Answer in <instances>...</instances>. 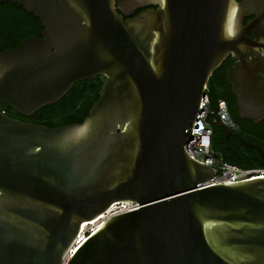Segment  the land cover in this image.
Returning a JSON list of instances; mask_svg holds the SVG:
<instances>
[{"label": "water", "instance_id": "obj_1", "mask_svg": "<svg viewBox=\"0 0 264 264\" xmlns=\"http://www.w3.org/2000/svg\"><path fill=\"white\" fill-rule=\"evenodd\" d=\"M1 1L44 29L0 50V102L31 116L105 79L80 123L0 109V264H264V176L206 185L216 169L185 151L225 58L264 52V0ZM246 69L234 93L258 120L264 88ZM118 203L134 208L72 247Z\"/></svg>", "mask_w": 264, "mask_h": 264}, {"label": "trees", "instance_id": "obj_2", "mask_svg": "<svg viewBox=\"0 0 264 264\" xmlns=\"http://www.w3.org/2000/svg\"><path fill=\"white\" fill-rule=\"evenodd\" d=\"M43 29L41 19L34 13L27 12L23 6L17 3L0 0V50L17 47L27 36L36 33L41 36ZM218 71L217 69L213 75L218 73ZM104 79V76H97L75 83L61 100L42 107L31 116L22 115L5 102H0V109L9 116L20 120L45 124L51 127L80 123L88 116L91 107L100 98L99 92ZM210 88L207 92L214 106L221 99L227 100L226 95L218 90L219 84L212 79L210 81ZM214 126L212 124V127ZM213 148L216 151L220 150L215 138H213ZM222 157L229 163H235L243 168L247 167L231 160L227 155H223Z\"/></svg>", "mask_w": 264, "mask_h": 264}, {"label": "flooded vegetation", "instance_id": "obj_3", "mask_svg": "<svg viewBox=\"0 0 264 264\" xmlns=\"http://www.w3.org/2000/svg\"><path fill=\"white\" fill-rule=\"evenodd\" d=\"M237 1L242 2L243 0ZM140 10L141 8L137 10V13ZM254 18L255 15L245 16L244 23L247 24ZM243 57L245 60L240 62L233 54L228 55L218 67V73L213 75V78L211 77L219 84L218 90L226 95L227 100H221L227 102L234 122V127H227L218 120L219 124L213 127V138L218 143L219 153L222 156L227 155L231 160L247 166L246 168H264V117L256 120L259 114L250 109L251 102L240 101L239 95L234 93L236 86L239 90L242 87L244 71L248 70L246 67L251 68L252 71L256 70L264 88V52L255 55L247 52ZM234 67H241L243 72L234 75L233 82H231L230 69ZM210 81L209 89H211Z\"/></svg>", "mask_w": 264, "mask_h": 264}, {"label": "built area", "instance_id": "obj_4", "mask_svg": "<svg viewBox=\"0 0 264 264\" xmlns=\"http://www.w3.org/2000/svg\"><path fill=\"white\" fill-rule=\"evenodd\" d=\"M213 117L222 121L227 127H234L227 102L225 100H219L216 106H214L209 93L206 92L201 100L199 112L196 115L192 128V134L200 135V139L196 140V138L190 136L188 142L185 144V151L190 157L199 163L212 166L216 169L215 176L209 179L206 185L237 182L264 176V168H243L231 164L225 161L219 151L213 148ZM117 205L120 206L119 210H115ZM133 208L134 206H126L125 204H114L108 213L103 216L107 218V216L111 214L131 210ZM89 225L92 226L91 229L86 230V226ZM86 226L84 227L83 224L72 247L78 246L90 233L94 232L99 225L87 224Z\"/></svg>", "mask_w": 264, "mask_h": 264}, {"label": "bare ground", "instance_id": "obj_5", "mask_svg": "<svg viewBox=\"0 0 264 264\" xmlns=\"http://www.w3.org/2000/svg\"><path fill=\"white\" fill-rule=\"evenodd\" d=\"M105 218H106V217L103 216V217H101V218H99V219H97V220H95V221H93V222H90V223H84V227H85L87 224L100 225L101 222H102Z\"/></svg>", "mask_w": 264, "mask_h": 264}, {"label": "rangeland", "instance_id": "obj_6", "mask_svg": "<svg viewBox=\"0 0 264 264\" xmlns=\"http://www.w3.org/2000/svg\"><path fill=\"white\" fill-rule=\"evenodd\" d=\"M119 208H120V206H118V205H117V207L115 208V210H119ZM91 227H92L91 225H89V226H86V230H88V229L90 230V229H91Z\"/></svg>", "mask_w": 264, "mask_h": 264}]
</instances>
